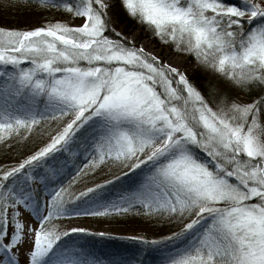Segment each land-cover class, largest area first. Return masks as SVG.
I'll return each instance as SVG.
<instances>
[{
	"label": "snow or ice",
	"instance_id": "1",
	"mask_svg": "<svg viewBox=\"0 0 264 264\" xmlns=\"http://www.w3.org/2000/svg\"><path fill=\"white\" fill-rule=\"evenodd\" d=\"M0 8L45 14L0 24V147L46 137L0 164V264H264V0ZM130 215L169 228L115 259L54 222Z\"/></svg>",
	"mask_w": 264,
	"mask_h": 264
},
{
	"label": "trees",
	"instance_id": "2",
	"mask_svg": "<svg viewBox=\"0 0 264 264\" xmlns=\"http://www.w3.org/2000/svg\"><path fill=\"white\" fill-rule=\"evenodd\" d=\"M36 10H20V9H3L0 8V24L12 25L11 22L19 17H27L34 13ZM17 26V25H12ZM127 27L129 31L134 29L142 31L139 26L135 25L134 21H128ZM166 47V46H165ZM191 63V58L185 57ZM47 127V126H46ZM46 139L42 136L40 132H36L27 141V143L22 148H15L12 146L5 150L0 147V163L6 164L9 162H18L21 155L27 153L32 147L38 146L43 143ZM111 166H106L100 169L99 172L89 174L86 177L80 179L79 183L72 186V191H80L84 187L89 186L91 183L99 182L102 179H107V172ZM69 179L68 176L65 177V181ZM72 220L85 221L91 224L95 229H92L94 233L99 232H109L113 233L111 236H99L93 234H77L73 236V239L81 240L86 246L96 253L100 258H119L123 254L131 253L137 247H139L138 241L134 240H124L120 237L128 235H160L164 234L168 230V225H160L158 222H153L147 217L141 216H116V217H103V216H83V217H62L59 218L55 223L60 221L69 222ZM173 229L175 226H172ZM98 228V229H96ZM105 228V230H101Z\"/></svg>",
	"mask_w": 264,
	"mask_h": 264
},
{
	"label": "rangeland",
	"instance_id": "3",
	"mask_svg": "<svg viewBox=\"0 0 264 264\" xmlns=\"http://www.w3.org/2000/svg\"><path fill=\"white\" fill-rule=\"evenodd\" d=\"M45 14L40 11H35L31 15L27 17H19L18 19H15L14 21L11 22L12 25H17V26H32V25H37L41 23L42 17H44ZM8 25V24H7ZM133 31H138L137 29H134ZM132 32V31H131ZM142 32V31H141ZM169 58V57H165ZM175 63H180L182 60L185 59V57L182 56H175L173 57ZM191 63H189L190 65ZM1 164V163H0ZM61 227H87L90 229H95L91 224L85 222V221H78V220H72L69 222L65 221H60L57 222ZM98 229V228H96ZM101 230H105V228H101Z\"/></svg>",
	"mask_w": 264,
	"mask_h": 264
}]
</instances>
